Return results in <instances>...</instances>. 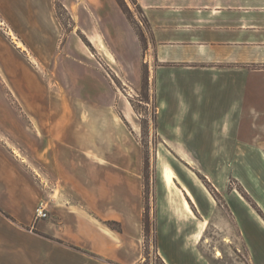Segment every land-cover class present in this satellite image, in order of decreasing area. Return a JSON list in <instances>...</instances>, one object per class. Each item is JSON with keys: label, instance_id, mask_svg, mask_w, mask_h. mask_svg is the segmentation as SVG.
I'll list each match as a JSON object with an SVG mask.
<instances>
[{"label": "crops", "instance_id": "1", "mask_svg": "<svg viewBox=\"0 0 264 264\" xmlns=\"http://www.w3.org/2000/svg\"><path fill=\"white\" fill-rule=\"evenodd\" d=\"M137 1L153 35L145 62L153 78L159 132L174 129L177 136L166 140L183 142L184 153H264V0ZM91 3L99 15L124 27L130 55L142 56L140 40L117 2ZM39 6L34 0L31 15L2 8L23 46H10L0 37V125L19 124L7 111L6 87L32 123L39 120L42 140L49 142L56 133L57 146H75L83 131L78 123L82 106L93 120L99 112L121 126L111 92L97 90L90 70L77 73L82 58L71 46L72 34L62 53L69 68H58L57 84L68 74L74 85L75 79L83 84L85 94L76 98L77 87L52 90L37 67L48 60L62 26L53 9ZM127 154L116 153L120 161L113 164L105 160L109 153H40L48 178H42L38 192L23 164L0 150V206L14 218L0 213V264H139L144 189L139 171L133 172L136 182H130ZM237 167L240 160L234 154L229 171L247 185ZM182 187L188 194V187ZM230 194L235 196L229 202L232 215L253 264H264V218ZM40 202L50 214L36 219ZM108 221L119 222L122 230ZM177 221L176 215H158L159 253L167 264H202L194 256L197 228L191 219L179 220L180 226Z\"/></svg>", "mask_w": 264, "mask_h": 264}, {"label": "rangeland", "instance_id": "2", "mask_svg": "<svg viewBox=\"0 0 264 264\" xmlns=\"http://www.w3.org/2000/svg\"><path fill=\"white\" fill-rule=\"evenodd\" d=\"M39 1V7L54 10L62 26L58 41L49 47L48 60L39 63L40 68L37 67L48 79L52 90L63 92L64 89L69 91L71 87H77L76 98L85 94L83 84L79 85L75 79L74 85L68 74H64V79L61 78L60 84H57L58 68L63 70L64 65L69 68L62 53L68 36L72 34L71 39L74 42L71 46L82 58V63L75 68L77 73L80 75L90 70V79L97 90L111 92L118 119L125 125L120 123L119 126L99 112L93 120L85 106H82L78 123L83 131H78L80 134L75 146L67 147L63 143L57 146L56 133H51L54 135L51 141L48 142L46 138L42 140L45 135L41 131L39 120L34 119L36 124H33L13 95L4 87L9 108L7 111L13 113L19 124L6 127L0 125V150L16 157L23 164L38 192L39 187L44 185L42 178H48L46 167L40 161V153H109L105 160L112 161L113 164L120 161L115 157L116 153H128L130 182H136V174L133 172L139 171L144 189L146 226L143 222L144 255L139 264H167L158 251L157 217H168L170 214L176 215L178 221L191 219L193 228L198 231L204 229L201 230L200 238L193 240L194 256L200 258L202 264H253L247 241L234 221L229 202L235 198L230 194L234 192L248 209L264 218V210L258 204V201L264 204V153H240V157L238 153H184L183 142L170 144L166 140V136H177L178 133L173 128V131L168 128L165 134L159 132L154 121L156 99L153 78L145 62L147 52L151 49V32L142 22L139 11L131 0L122 2L138 23V28L146 40L145 47L141 44L142 56L139 58L130 55L124 27L116 23L115 19L99 15L92 6V0ZM4 7L14 11L22 9L31 15L34 0H0V37L10 46L15 44L22 47L20 36L9 20L2 16ZM126 19L131 25L127 17ZM54 95L57 96V93ZM95 125L97 132H94ZM90 130L92 133L88 134ZM234 154L240 160L238 176L247 185L229 171ZM79 164H83L82 160H79ZM166 166H171L180 180L178 182L177 178L174 179L177 193L173 194L172 203L169 202L171 189L164 178ZM49 178L51 182V176ZM183 184L190 189L193 197L186 194ZM218 186H223V190H219ZM182 196L189 201L194 215L185 210ZM250 210L247 211L248 214ZM0 213L14 220L1 206ZM177 231L178 234L182 232L180 228Z\"/></svg>", "mask_w": 264, "mask_h": 264}, {"label": "trees", "instance_id": "3", "mask_svg": "<svg viewBox=\"0 0 264 264\" xmlns=\"http://www.w3.org/2000/svg\"><path fill=\"white\" fill-rule=\"evenodd\" d=\"M117 1V3L119 4V6L121 7V9H122V11H123V13L126 15V17L128 18V20H129V22L131 23V25L133 26V28H134V30L136 31V33H137V35H138V38H139V40H140V42H141V44H142V47H145V38H144V34L139 30V28H138V23L134 20V18H132V16L128 13V11L125 9L126 7H124L125 5H124V2H122V0H116ZM132 1V3L136 6V8H137V10L139 11V14H140V18H141V20H142V22L146 25V27H148V29L150 30V32H151V28H150V25H149V22H148V19H147V17L145 16V14H144V11L142 10V8L140 7V5L138 4V1L137 0H131ZM150 37H151V39H153V35H152V32L150 33ZM154 121L157 123V109H156V104H155V112H154ZM146 215H145V213H144V217H143V222H144V224H145V226H146ZM109 224L113 227V228H115V229H117V230H119V231H121L122 230V228L120 227V225L117 223V222H115V221H110L109 222ZM117 226H115V225ZM115 227H114V226ZM160 258H161V256H159ZM162 259V258H161ZM162 261H163V259H162ZM164 262V261H163ZM165 264V263H164Z\"/></svg>", "mask_w": 264, "mask_h": 264}, {"label": "bare ground", "instance_id": "4", "mask_svg": "<svg viewBox=\"0 0 264 264\" xmlns=\"http://www.w3.org/2000/svg\"><path fill=\"white\" fill-rule=\"evenodd\" d=\"M127 116L129 119H131V116L127 113ZM164 178H165V181L167 183V185L169 186V188L171 189V194H170V198H169V202L172 203L173 202V198H174V195L173 194H176L177 193V190H176V187H175V183H174V179L175 178H178L177 175H176V172L173 170V168L171 166H166L165 169H164ZM177 183V182H176ZM186 191L188 192V194H190L192 197H193V194L192 192L190 191V189L186 188ZM182 204L185 208V210L188 212V214L190 215H194L193 213V210L190 206V203L189 201L182 196ZM204 227V226H203ZM205 228V227H204ZM203 229V228H202ZM200 229L198 232H197V237H200L201 236V230ZM204 230V229H203Z\"/></svg>", "mask_w": 264, "mask_h": 264}, {"label": "built area", "instance_id": "5", "mask_svg": "<svg viewBox=\"0 0 264 264\" xmlns=\"http://www.w3.org/2000/svg\"><path fill=\"white\" fill-rule=\"evenodd\" d=\"M49 214L48 207L44 202H41L36 209V219L46 218Z\"/></svg>", "mask_w": 264, "mask_h": 264}]
</instances>
